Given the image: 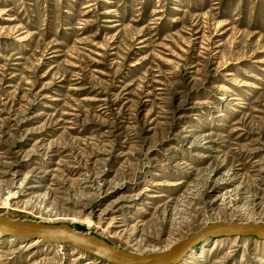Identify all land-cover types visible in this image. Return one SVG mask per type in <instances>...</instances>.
I'll list each match as a JSON object with an SVG mask.
<instances>
[{
    "label": "rangeland",
    "instance_id": "374dc122",
    "mask_svg": "<svg viewBox=\"0 0 264 264\" xmlns=\"http://www.w3.org/2000/svg\"><path fill=\"white\" fill-rule=\"evenodd\" d=\"M0 216L145 255L264 223V0H0ZM198 245L264 264L262 238ZM0 264L110 263L15 236Z\"/></svg>",
    "mask_w": 264,
    "mask_h": 264
},
{
    "label": "water",
    "instance_id": "95a60500",
    "mask_svg": "<svg viewBox=\"0 0 264 264\" xmlns=\"http://www.w3.org/2000/svg\"><path fill=\"white\" fill-rule=\"evenodd\" d=\"M0 232L43 242L72 244L110 264H175L185 257L194 245L209 237L241 235L264 238V223L213 222L190 234L170 249L148 255L118 248L97 235L80 232L65 223L28 222L0 216Z\"/></svg>",
    "mask_w": 264,
    "mask_h": 264
},
{
    "label": "bare ground",
    "instance_id": "6f19581e",
    "mask_svg": "<svg viewBox=\"0 0 264 264\" xmlns=\"http://www.w3.org/2000/svg\"><path fill=\"white\" fill-rule=\"evenodd\" d=\"M0 237H7V238H14L15 237V235H12V234H8V233H0ZM263 240H264V238H262ZM37 241H39V240H37ZM205 241V240H204ZM40 242V241H39ZM46 243H51V244H53V243H55V242H46ZM201 243H203V242H201ZM201 243H199V244H201ZM48 245V244H47ZM203 246H205V245H198V244H196V246L194 245L189 251H188V253L185 255V257H183L182 259H180L179 261H177V263H175V264H183V263H185V262H187V260H189V259H191V258H193V256L195 255V252H197L198 250H200L201 249V247H203ZM200 248V249H199Z\"/></svg>",
    "mask_w": 264,
    "mask_h": 264
}]
</instances>
